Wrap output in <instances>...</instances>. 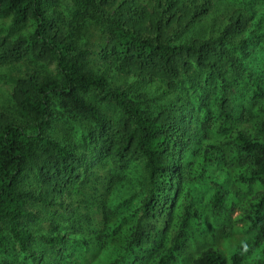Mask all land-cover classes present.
<instances>
[{"label": "trees", "instance_id": "16d2710c", "mask_svg": "<svg viewBox=\"0 0 264 264\" xmlns=\"http://www.w3.org/2000/svg\"><path fill=\"white\" fill-rule=\"evenodd\" d=\"M261 2L0 0V80L13 81L0 105V264H78L92 248L105 264H176L175 195L209 179L212 210H226L214 180L226 143L235 181L260 187L242 208L264 242ZM240 96L261 112L249 129ZM190 264L244 263L208 247Z\"/></svg>", "mask_w": 264, "mask_h": 264}, {"label": "rangeland", "instance_id": "374dc122", "mask_svg": "<svg viewBox=\"0 0 264 264\" xmlns=\"http://www.w3.org/2000/svg\"><path fill=\"white\" fill-rule=\"evenodd\" d=\"M256 14L260 18L259 22L262 27H264L263 0L258 5ZM92 32L94 39L98 41V33L93 29ZM87 40L89 43V37ZM2 71L7 72L6 68H2ZM12 84L13 81L10 76H4L0 80V105L8 103L7 96ZM239 95H241V93H239ZM247 103L248 102H246L241 96L236 99V106H238L237 110H241V105H244L253 111V117L247 119V121H242L241 119L236 121L238 126L241 125L245 127V129H249L250 124L252 125V122H255V120L261 116L258 106ZM222 149L227 156L226 165L228 168L224 171L216 169L221 174L214 175L213 171V175L214 180L221 185L222 190L226 193L225 211L217 215L212 210L209 202L212 197L214 186L211 181L205 182L209 179H189L186 184L179 186V194L176 193L175 195L182 199L184 197V201L188 203V205H186L184 201L183 203L177 202L175 215L171 220V226L168 230H174V233H176L179 229L182 238L181 240L184 243L181 251H179L180 256L176 264H190L193 257L208 247L218 249L227 258H229L234 252H239L243 257L244 264H264V242L259 245H254V236L256 232L247 227L242 208L252 200L251 198L260 190V187L256 183L247 185L235 181L239 162L237 161L235 154L230 152V146L228 143L224 144ZM201 160L202 154L200 152L194 157L192 175L196 176V171H198L199 166H201ZM124 184L125 183H123V185ZM125 189L130 192V194L135 192L138 195V187L126 186ZM120 190L123 192V189ZM185 212L189 213L186 217V221L182 220ZM194 214H197V216H194ZM95 215L98 219L102 216L99 214ZM123 241L124 233H121L115 240H111L113 243ZM167 243L168 242H165L164 245ZM242 246L246 247L244 248ZM152 252H156V249ZM77 256L82 255L76 254V257ZM105 257L106 255L102 250L92 248L86 253L85 259L79 258L77 260L78 264H105ZM143 264H154V261L150 258Z\"/></svg>", "mask_w": 264, "mask_h": 264}]
</instances>
